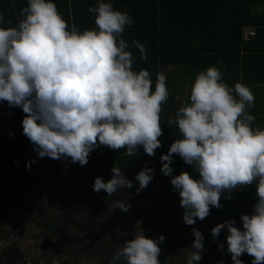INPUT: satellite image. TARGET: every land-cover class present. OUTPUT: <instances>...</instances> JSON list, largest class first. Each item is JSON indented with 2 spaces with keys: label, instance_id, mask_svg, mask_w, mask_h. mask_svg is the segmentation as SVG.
<instances>
[{
  "label": "clouds",
  "instance_id": "9594fccd",
  "mask_svg": "<svg viewBox=\"0 0 264 264\" xmlns=\"http://www.w3.org/2000/svg\"><path fill=\"white\" fill-rule=\"evenodd\" d=\"M88 11L95 14L96 28L83 31L69 25L53 0H27L15 26H2L12 21L0 13V101L22 109L23 135L39 158L64 160L66 167L69 161L85 166L91 152L101 146L124 149L129 157L137 156L142 147L154 156L162 147L167 77L156 73L153 90L150 72L134 70L131 49H137L143 61L147 49L136 39L122 38L125 26L133 24L127 12L111 2H100ZM254 102L247 85L229 86L223 81L221 68L214 65L198 72L188 100L166 123L175 125L180 137L160 157V170L171 176L188 226L207 218L212 207L222 208V194L255 184L258 199L251 214H241L242 227L228 219L211 229L213 240L227 229V252L233 264H244L240 257L245 253L252 257L251 264H264V128L252 127L255 116L248 110ZM174 155L192 166L198 178L187 171L173 176ZM36 162L31 159L25 167L31 170ZM153 178L154 169L142 167L135 175L136 193ZM132 187L133 181L116 165L111 179L105 182L97 176L92 185L94 192L103 190L107 196ZM130 207L121 201L113 204L125 213ZM192 235L186 264H198L205 249L202 232L193 228ZM165 239L163 234L149 238L140 228L117 248L110 264H160L159 244ZM218 248L223 252L224 244L218 243Z\"/></svg>",
  "mask_w": 264,
  "mask_h": 264
},
{
  "label": "trees",
  "instance_id": "16d2710c",
  "mask_svg": "<svg viewBox=\"0 0 264 264\" xmlns=\"http://www.w3.org/2000/svg\"><path fill=\"white\" fill-rule=\"evenodd\" d=\"M226 1L227 0H53L59 13L69 25L71 26V24L74 23L81 31L96 28L94 23L95 14L89 13L88 8L96 7L100 2H111L115 9L127 12L132 17L133 24L125 26V32L122 34V38L128 42L136 39L147 49L146 61L140 60V53L137 49H131L135 57V63L133 65L134 70L147 69L150 72L153 80V90L156 73L163 72L167 77L168 90L170 88L171 92L173 89H177L182 85L188 86V84H190L191 87L197 73L210 66L215 65L221 68L222 72L225 74L228 71H224L228 62H233L234 66L236 64V54L246 46L254 43L253 40L256 38V34L249 41L242 40V24L245 25L248 22H241L243 21L241 17L238 19L234 16L232 17L233 20L225 16L227 13L225 9ZM231 1L236 4L235 9H237V11L249 15V11L247 10L248 6L243 10L244 4L241 2L244 0ZM25 6H27V0H0V13L4 15L6 20L12 21L11 25L4 24L2 26H15L21 19L19 15L20 9ZM222 8L224 10H222ZM208 10L209 14L212 16L216 13L218 19L225 20L216 22L208 27L204 26L202 18ZM235 22L239 23L235 24ZM229 29H233V33L230 36L232 42L224 45L220 35L229 31ZM196 39L200 41L196 42ZM169 67H172V72H167ZM225 80L227 79H225L223 75V81ZM24 115L21 108L9 107L7 102L0 101V157L2 156V151H7L15 156L18 153V151L16 153L15 149H21V154H24V156H21L22 159L25 156L29 157L28 154L25 153L26 144L24 140L22 141L15 138L17 145L14 146L13 135H9V131L17 129V126L22 129L21 121ZM20 134V132H16L17 136ZM101 148L107 147H99L98 150H100V153L95 151L91 152L89 159L92 162L89 166L100 167L101 164L106 162L103 158V154L105 153H101ZM142 150L143 148L140 147L138 155H141L140 153L143 152ZM125 151L124 149L116 151L118 154L116 160L121 168L130 166L124 165V161H126L127 158L130 163L134 162V159H136L126 156L124 154ZM7 158H9V156ZM3 160L4 158H0V166ZM135 162H139V159ZM3 163L5 162H2V164ZM100 168L102 169V167ZM45 173L47 174V171ZM195 177L196 174L194 175V178ZM37 182H39V180H37ZM85 183L87 184L88 182L85 181ZM40 185L42 189H45V186L46 188L53 187V183L47 184L46 177L44 182L40 183ZM162 188L163 198H160V203L157 204L160 208L162 217L169 221L175 219L174 217L183 215L184 209L180 206V197L176 192L173 193V187H168L169 191L167 188ZM90 194L92 193L90 192ZM164 195H166L167 199L164 198ZM229 195L231 199H226ZM257 199L254 190L250 188V186L233 190L231 193H224L220 200L222 208L217 209L212 207L210 215L203 220L205 223L201 224L199 228L202 227V229L208 233V231L211 232V229L215 225L228 219H235L236 226L242 227L240 220L241 214H251L252 206L256 203ZM171 204H175L177 208H173L174 206H170ZM174 209L177 212H175ZM186 226L188 230L191 229L190 226ZM44 228L49 232L52 231L55 233L56 231L53 229L51 230L46 223H44ZM226 235L227 229L225 228L217 238L218 243H223L224 247L226 246ZM15 245L16 244L13 243L11 249L8 251L10 252L12 250L16 253V256H18L17 247ZM165 246L169 247L172 246V244L168 242L159 244V247L161 250L163 249V251L164 248H166ZM116 250L117 249L114 248V252L111 254L110 259L104 261L103 264H110ZM225 257L226 259L231 258V256ZM212 258L213 260L216 259V257ZM8 259V261L12 259L9 254ZM158 259L160 264H179L175 261L168 262L167 257H161V255ZM118 264H125V262L120 261Z\"/></svg>",
  "mask_w": 264,
  "mask_h": 264
},
{
  "label": "crops",
  "instance_id": "0c3cea01",
  "mask_svg": "<svg viewBox=\"0 0 264 264\" xmlns=\"http://www.w3.org/2000/svg\"><path fill=\"white\" fill-rule=\"evenodd\" d=\"M241 3L244 4L243 10H245V7L248 6L247 10L249 11V15H246L241 11H237V9H235L236 4L232 3L231 0H227V8L225 7L227 13L225 16L228 17V19H233L232 17L234 16L238 19L241 17L243 19V21L241 22H248L245 25L255 27L256 38H254L253 44L246 46L236 54V64L233 66V62H228L227 67L224 69L225 72L227 70L228 71L225 74L223 72L222 73L225 76V79H227L225 80L227 82H224L227 83L229 86H234L235 82H241L247 85L252 90L255 95V102L254 107L248 110L250 114L255 116V120L252 122V127L264 128V0H244ZM222 10L224 9L222 8ZM206 14L203 16L202 20L203 25L207 27L213 25L216 22L225 20L220 18L218 19V15L216 17V13L214 16H212L211 14H209V10ZM238 23L239 22H235V24ZM242 25L244 26V24ZM232 30L233 29H229V31H226L224 34L220 35L221 41L224 43V45H227V43L232 42V40L230 39V36L233 33ZM195 41L199 42L200 40L196 39ZM167 71L172 72V67H169ZM182 86L185 87V85ZM182 86L180 87L182 88ZM179 88L173 89L172 92L169 88V98L167 102L162 106L161 127L163 129V135L159 137L162 143V147L155 150L154 156H148L144 152V150H142L143 152L140 153L141 155L133 157L136 159H134V162L131 163L128 162V158L126 159L125 157L126 161H124V165H130L126 168L119 167L116 160V158H118L117 152L108 148H101V153H105L103 154V158L106 160L105 163L100 165L102 169L98 166H89L92 162L90 159L87 165L85 166L74 164L73 166L68 168L66 167L64 160H54L48 157L39 158L36 152H34L33 146L29 142L28 138L25 137L23 134H20L18 136L16 135L17 131L21 133V130H23L19 126L16 127L17 129L9 131L13 134L14 146L17 145L15 138H18L22 141L24 140L26 144L25 153L28 154L29 157L25 156L23 159L21 158L22 163H20L17 157L8 153L7 151H2L1 153L2 156L0 158H4V160L1 161L0 166V220L3 221L5 220V218H12L10 208H12V206L14 205H17L18 203L15 200L11 201L10 205L5 202L6 200H8V198H6L5 196L7 195V190L9 188H12L14 191L16 188H18V190H22L23 187H26L27 192L32 196V200L34 201V203L39 200L38 198H40L41 202L42 197L46 196H41L40 194L42 192H44V194L48 193L49 188H46L45 186V189H42L38 188L37 185L43 183L46 177L47 184L53 183V186L58 185L60 184V182H62L66 185L72 186L75 192L81 188L80 186H90L92 193L90 195L97 197H105V201L113 200L114 202H116L124 200L126 203L130 204L131 207L129 209L130 215H124L122 217L128 219L129 221H132L133 219L136 220L138 218L142 220L146 217H150L153 219V221L149 224L153 229L157 230L156 226L158 224H161L163 226H166L167 231L169 233V229L173 228V226L181 228L182 231H184L185 229V231L189 233L187 226L182 220V215L174 217L175 219H168L169 221H167L164 217H162L160 213V208L159 206H157V204L160 203V198H163L162 187L167 188L169 191L168 187L172 186L170 182L171 176H165L160 170L162 166L160 157L162 154H166L171 143H173L175 139L180 137L176 126L173 125L170 127L166 123L169 118H174L178 108L181 106L182 103L188 100L190 95V84L185 87L187 90L184 91L185 93L183 95H180L182 90H180ZM94 151L100 153V150H98V148ZM8 156L9 158H7ZM174 157L176 158H173V163L171 165L173 168V176L180 174L181 171H187L193 177L196 174V177L198 178L199 174L193 171L192 166L185 164L184 161L178 155H174ZM31 159H35L37 160V162L32 164L31 169L33 170H28L25 165L26 162ZM137 159H139V162H135ZM17 161L18 164L15 163ZM2 162L5 163L2 164ZM35 164L36 166L39 164L41 165L36 168ZM114 165L124 171L127 178L133 181V187L130 189L118 190L112 196H107V194L103 190L99 193L94 192L92 189L94 179L99 176L102 177L105 182H107V180L111 179V169ZM142 167H150L154 169V178L148 185V187L151 186L153 188L152 198L150 204L148 205L145 204L143 199L144 196L148 194V187L145 190H142L139 194H137L135 191L136 187H138V181L135 180V175L141 170ZM58 169H60L59 173H57ZM34 170L38 173V175L37 173L32 172ZM46 171L47 174L45 173ZM26 173L28 175H25ZM25 178L27 179L26 181L24 180ZM37 180H39L40 183L37 182ZM85 181H87L88 183L86 184ZM46 189L48 190L46 191ZM175 192L176 191H174L173 193ZM176 194H178V192H176ZM123 196H125L124 199ZM4 205H7L8 207H4ZM170 206H174L173 208H177L175 204H171ZM157 208L159 209L158 216H156ZM135 212H138L140 214L136 215ZM6 215L8 217H6ZM137 223L135 225H137ZM203 223L205 222L197 220V223L195 225H191L190 227L198 229L199 226ZM146 225L147 223H140V226L143 230H145L144 228H146ZM178 228L174 231L178 230ZM208 233L211 232L208 231Z\"/></svg>",
  "mask_w": 264,
  "mask_h": 264
},
{
  "label": "rangeland",
  "instance_id": "374dc122",
  "mask_svg": "<svg viewBox=\"0 0 264 264\" xmlns=\"http://www.w3.org/2000/svg\"><path fill=\"white\" fill-rule=\"evenodd\" d=\"M185 87L182 86V88H179L182 90L180 95H183L185 93L184 91L187 90ZM21 134H23V131H21ZM15 151L16 153L18 151L15 156L18 158L19 162L22 163L21 156H24V154H21V149H15ZM39 165L36 166L35 164L36 168ZM73 165L74 164L69 162L67 167L69 168ZM32 172L37 173L35 170ZM59 172L60 169L57 170V173ZM25 175L28 174L26 173ZM24 180L26 181L27 179L25 178ZM37 187L41 188V185L39 184ZM250 188H252L254 192L256 191L255 184L250 186ZM47 190L48 189H46V191ZM147 190L148 194H146L143 199L145 204L148 205L152 198L153 188L149 186ZM7 191L8 193L5 197L8 198V200L5 202L10 205L11 201L15 200L18 202V208H20L17 210V213H13L14 217L12 214V218L1 220L0 232L2 234L14 232L13 234H16V237L18 234L22 235L21 238L17 240V244L23 255V259L30 261L28 264H103L104 261L110 259L111 254L114 252V248L119 247L126 240L134 238L135 233L141 228L140 223H147L146 228H144L145 230H143L145 236L156 238L158 235L163 234L166 239L162 243L168 242L172 244V246L169 247L165 246L166 248H164V251L163 249L161 251V253H163L161 257H167L168 262L175 261L179 264H184L191 251L190 246L194 240L192 229L194 227L188 230L189 233H187L185 229L182 231L181 228L173 226V228L169 229V233L166 226L161 224L156 226L157 230L151 228L149 223L152 222V218L150 217H146L142 220L138 218L129 221L122 217L124 215H130L129 211L125 213L119 208L114 209L113 204L115 202L113 200L105 201V197L90 196L89 194L88 197L87 195H82L77 199V194L74 192L73 187L60 182V184L49 188L46 194L41 191L42 193L40 195L47 197H44L47 202L43 201V199L41 202L43 204L45 203L47 207L44 210L46 211L45 217L49 228L51 230H57L59 232L57 235H60L61 238L66 237L70 242L77 244L75 246L76 248H72L71 244L67 245L65 241H58V239H61L59 237L55 236V238L48 233H45V235L40 234L42 226L38 223L37 219L39 212L38 210L36 212L32 210L36 202L34 203L26 187H23L22 190L16 188L14 191L12 188H9ZM124 197L125 196H123V199ZM164 198L167 199L166 195H164ZM121 202L125 201L122 200ZM6 206L7 205H4V207ZM71 206L72 208H77L80 214L74 218L72 216L70 218L67 216L65 217L66 210H70ZM30 209L31 211H29ZM96 210H99V212ZM12 211L11 209L10 213H12ZM174 211L177 212L175 209ZM135 213L136 215L140 214L138 212ZM30 215H32L31 218L36 221L34 226H28V223H26L30 221ZM158 215L159 209L157 208L156 216ZM6 217L8 216L6 215ZM20 221H22L23 224H20ZM79 222H81L80 225L78 224ZM136 223L137 225H135ZM177 228L178 230L174 231ZM17 229L19 232H17ZM33 229L36 231H33ZM27 230L33 232L24 235L21 233L23 231L25 233ZM198 230H200L204 236L203 243L205 245V249L202 252V259L198 264H217V262L221 260L224 264H233L231 258H225V256H230L227 252V244L224 247V251L221 252L218 248L217 239L213 240L211 233H206L202 227L198 228ZM212 257H216V259L213 260ZM240 258L244 261V264H251L252 257L246 253Z\"/></svg>",
  "mask_w": 264,
  "mask_h": 264
},
{
  "label": "flooded vegetation",
  "instance_id": "af4514ba",
  "mask_svg": "<svg viewBox=\"0 0 264 264\" xmlns=\"http://www.w3.org/2000/svg\"><path fill=\"white\" fill-rule=\"evenodd\" d=\"M81 188L79 189V190H77L75 193L77 194V199H78V197H80V196H82V195H87V197H88V194L90 195V190H91V187L90 186H80ZM88 189H90V190H88ZM91 196V195H90ZM47 198V197H46ZM46 198H44V197H42V199H43V201H46ZM39 200L34 204V206L32 207V210H34L35 212L38 210V216H37V219H38V223L42 226V231L40 232V234H43V235H45V233H48L49 231H47L45 228H44V223H46L47 224V219H46V217H45V214H46V211L44 210V209H46L47 207H46V204L44 203H42V202H40V198H38ZM42 201V200H41ZM47 202V201H46ZM77 203V202H76ZM20 206V205H19ZM29 206V205H28ZM14 208V206H12V208H10V209H12L13 211H12V214L14 213L15 214V212L17 213V210L20 208H18V204L17 205H15V208ZM29 211H31V209L29 210ZM97 212H99V210H96ZM14 214H13V217H14ZM78 214H80V212H78V210H77V208H72V206H71V209L69 210V209H67L66 210V212H65V217L67 216V217H75V216H77ZM64 215V214H63ZM31 216L32 215H30V221L29 222H26V223H28V226H31V225H33L34 226V224H36V221H35V219H33V218H31ZM63 217V216H62ZM61 217V218H62ZM64 217V218H65ZM76 219V218H75ZM75 219H74V222H75ZM77 223V222H76ZM80 223L81 222H79L78 224L80 225ZM20 224H23V222L22 221H20ZM27 226V227H28ZM32 230V229H31ZM31 230H27L25 233H24V231L23 232H21L23 235L24 234H31L33 231H36V230H34L33 229V231H31ZM38 231V230H37ZM17 232H19L18 230H17ZM59 232L56 230L55 231V233H53V232H49L48 234H50L51 236H56V237H59V238H61V236L60 235H57ZM18 236H20L18 239H15L13 242H10V244L9 245H7L8 243H6L5 245H4V248L2 249V251H1V253H0V264H28L30 261H27V260H25V259H23V255H22V253H21V251H20V248H19V246H18V244H17V240H19L20 238H21V236L22 235H20V234H18ZM17 236V237H18ZM15 237H16V235H15ZM55 237V238H56ZM58 239V238H57ZM65 241L66 242V244L67 245H69V244H71V247L72 248H76L75 246L77 245L76 243H72V242H70V240L68 239V238H66V237H64V238H61V239H58V241ZM68 242V243H67ZM13 243L14 244H16L15 246L18 248H16V250L18 251V256H16V253L14 252V251H8L9 249H11V246L13 245ZM7 245V246H6ZM123 245V243L120 245V246H122ZM71 248V249H72ZM118 248V247H117ZM116 248V249H117ZM8 254L10 255V257H12V259L10 260V261H8L9 259H8ZM226 258V257H225Z\"/></svg>",
  "mask_w": 264,
  "mask_h": 264
},
{
  "label": "built area",
  "instance_id": "2783aa9c",
  "mask_svg": "<svg viewBox=\"0 0 264 264\" xmlns=\"http://www.w3.org/2000/svg\"><path fill=\"white\" fill-rule=\"evenodd\" d=\"M241 33H242V40L243 41H249L251 38H253L255 36L256 30L254 27L245 26V27H243ZM13 239H14L13 233L2 234L0 232V248H3L7 242L12 241Z\"/></svg>",
  "mask_w": 264,
  "mask_h": 264
},
{
  "label": "water",
  "instance_id": "95a60500",
  "mask_svg": "<svg viewBox=\"0 0 264 264\" xmlns=\"http://www.w3.org/2000/svg\"><path fill=\"white\" fill-rule=\"evenodd\" d=\"M19 237H20V236H18L16 239H18ZM9 244H10V243H8L7 245H9ZM7 245H6V246H7ZM1 251H2V250H0V253H1Z\"/></svg>",
  "mask_w": 264,
  "mask_h": 264
}]
</instances>
